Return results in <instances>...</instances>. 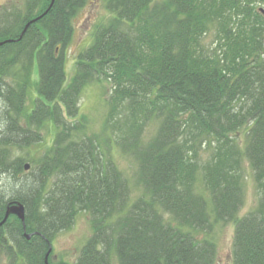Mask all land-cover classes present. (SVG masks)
Wrapping results in <instances>:
<instances>
[{
  "label": "trees",
  "instance_id": "16d2710c",
  "mask_svg": "<svg viewBox=\"0 0 264 264\" xmlns=\"http://www.w3.org/2000/svg\"><path fill=\"white\" fill-rule=\"evenodd\" d=\"M87 1L54 0L20 40L52 0L0 16V42L10 41L0 46V222L21 203L33 234L10 216L0 253L46 264L53 240L86 213L92 235L73 264H216L214 228L230 222L233 264H264V0H108L112 17L69 76L73 19ZM93 84L110 86L101 134L81 111ZM50 124L40 157L13 156L44 144ZM113 152L134 159L132 178ZM245 163L259 203L240 216Z\"/></svg>",
  "mask_w": 264,
  "mask_h": 264
},
{
  "label": "rangeland",
  "instance_id": "374dc122",
  "mask_svg": "<svg viewBox=\"0 0 264 264\" xmlns=\"http://www.w3.org/2000/svg\"><path fill=\"white\" fill-rule=\"evenodd\" d=\"M27 1L28 0H0V16L2 15V13L5 14L8 9H11L13 12L14 11H18L19 13L22 12V10L27 5ZM107 1L108 0H88L86 5L74 17L73 19V24L75 27L74 39L70 47L68 48L66 55L67 71L69 76L73 75L76 70V61L79 53L85 50L92 43L94 32L97 26L101 24H106L112 17L111 15L112 13H110L107 8V4H108ZM259 8L264 9V5L259 6ZM213 40H214L213 35H210L206 39L207 46H212ZM33 73L35 78L33 81L37 82L38 74H37L36 66L34 68ZM109 88L110 86L108 84H105L104 86L101 84H93L89 86L87 89H85L83 93L80 102L81 111L83 114H85V116H87L90 134L102 133L103 125L109 110V105L107 101L108 96L110 94ZM34 96H35V92L34 93L32 92L31 96L27 101L28 102L27 107L29 109L33 108ZM0 111H1V106H0ZM1 116H2V112H0V131L2 130ZM156 128L157 125L155 123L150 125V127L145 132L146 139L153 136V134L156 132ZM55 132L56 129L51 124L47 125L42 131V137L45 139L44 144H39V145L33 144L24 150L15 151L16 149H14L13 156L14 157L28 156L31 159L32 158L37 159L44 153L47 144L49 145L52 144L56 135ZM202 155L203 158L205 159L208 153L202 152ZM112 156L114 157L115 161L118 163L119 167L123 170V172H125L127 176L132 178L131 176L135 171L134 159L130 155H124L120 152L117 153L113 152ZM26 163L31 165L30 161H27ZM17 179L25 180L27 179V176L19 175L17 176ZM243 179H244V185H243L244 205L240 212V216L247 215L249 212L254 210L259 203V195H258L254 175L252 169L247 165V163H245V170L243 171ZM138 187H139L138 185L137 188L136 185L133 186V196H138L139 193ZM11 216L17 217L16 215H11ZM19 220L21 221V219ZM21 223L23 225L22 221ZM23 229H24L25 238L27 239V236L29 235L31 239L33 234L27 233L26 228H24V225H23ZM92 231H93L92 224L89 215L86 213L79 214L72 228L69 229L68 231H64L60 233L53 240L52 250H51L52 254H50L49 257L51 263L56 264L60 260H65L66 262H69L71 264L75 263L81 247L86 243L88 238L92 235ZM234 234H235V226L234 223L232 222L220 223L216 225V229L214 228L213 236L215 242L217 243L216 264H233L232 250H233ZM202 236H204V234H202ZM22 263H23L22 260H19V258L11 260L10 257L5 253V251L1 250L0 264H22Z\"/></svg>",
  "mask_w": 264,
  "mask_h": 264
},
{
  "label": "water",
  "instance_id": "95a60500",
  "mask_svg": "<svg viewBox=\"0 0 264 264\" xmlns=\"http://www.w3.org/2000/svg\"><path fill=\"white\" fill-rule=\"evenodd\" d=\"M53 3H54V0H52V3L50 5V7L47 9V11L45 13H43L41 16H39L38 18L32 20L30 23L27 24V26H26L25 30L23 31V33H22L21 37L19 38V40L23 37V35L25 34L27 28L32 23L36 22L38 19H41L43 16H45L49 12V10L51 9ZM7 42H10V41L0 42V46L6 44ZM30 167H31V165L30 164H27L25 166V170L28 171L30 169ZM11 215H16L19 219H21V221L23 222L24 228H26V223H25L26 210H25V206L23 204H21V203H15V204H11V205H8L7 206L6 213H5V217H4L3 221L0 222V227L3 226V224L8 220V218ZM27 239H30V236L29 235L27 236ZM51 250L52 249H50L49 252L47 253V256H46V264H50L48 262V257H49V254L51 253Z\"/></svg>",
  "mask_w": 264,
  "mask_h": 264
},
{
  "label": "bare ground",
  "instance_id": "6f19581e",
  "mask_svg": "<svg viewBox=\"0 0 264 264\" xmlns=\"http://www.w3.org/2000/svg\"><path fill=\"white\" fill-rule=\"evenodd\" d=\"M50 249H52V245H50ZM50 249H49V250H50ZM45 262H46V257H45ZM48 262H49V257H48Z\"/></svg>",
  "mask_w": 264,
  "mask_h": 264
}]
</instances>
